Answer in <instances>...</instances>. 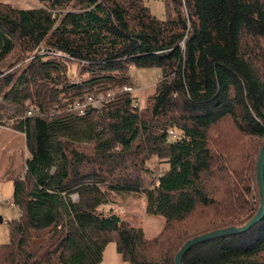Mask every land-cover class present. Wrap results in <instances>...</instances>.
<instances>
[{
	"label": "trees",
	"instance_id": "obj_1",
	"mask_svg": "<svg viewBox=\"0 0 264 264\" xmlns=\"http://www.w3.org/2000/svg\"><path fill=\"white\" fill-rule=\"evenodd\" d=\"M156 1L164 20L145 0L0 2V127L11 123L28 152L23 171L6 178L19 216L0 264H99L111 241L125 263L174 264L187 240L241 228L258 211L264 0ZM53 12L63 13L57 25ZM132 67L160 70L143 106L121 93L84 116L64 109L65 99L120 88ZM81 127L89 142L76 139ZM152 157L167 170L147 187ZM110 191L142 195L161 232L148 240L104 210ZM181 264H264V218L198 244Z\"/></svg>",
	"mask_w": 264,
	"mask_h": 264
},
{
	"label": "rangeland",
	"instance_id": "obj_2",
	"mask_svg": "<svg viewBox=\"0 0 264 264\" xmlns=\"http://www.w3.org/2000/svg\"><path fill=\"white\" fill-rule=\"evenodd\" d=\"M0 2L8 4L13 9L30 10L31 8H41L42 5L38 0H0ZM145 5L159 20L165 19V10L163 3L156 0H145ZM63 13L53 12L52 17L56 18V25L59 24ZM39 49V48H38ZM30 58L26 59L28 62ZM18 66L9 68L7 72H13ZM71 74H79L75 66H71ZM69 75V76H70ZM128 81L135 88L133 93L139 101L140 106H143L146 99L154 91L158 80L160 79V70L157 68L141 69L130 68L128 74ZM33 104L28 101L26 105ZM86 132V134H84ZM176 134L177 131L174 130ZM76 139L82 142H89L91 134L88 127H81L80 130L75 131ZM173 135V134H172ZM0 141L7 144L9 149L6 150L4 155L0 157V244H7L9 242V222L17 220L19 216L18 208L12 205V182L6 179L8 173L18 172L24 166L25 157L28 156L26 145H24V137L11 129V123L5 127H0ZM149 172L144 175V185L149 187L155 182V177L151 176L152 173L157 171L161 172L164 165L159 164L156 157L147 163ZM23 171V170H22ZM74 198V196H73ZM109 203L103 207L104 210L112 209L126 219V221L135 228H141L146 239H153L163 229L164 221L160 216H151L147 214L145 206L146 202L143 196L133 195L130 193L120 194L110 191L108 193ZM102 262L99 264H128L123 262L116 251V245L113 241L108 243L101 255Z\"/></svg>",
	"mask_w": 264,
	"mask_h": 264
},
{
	"label": "built area",
	"instance_id": "obj_3",
	"mask_svg": "<svg viewBox=\"0 0 264 264\" xmlns=\"http://www.w3.org/2000/svg\"><path fill=\"white\" fill-rule=\"evenodd\" d=\"M54 53H55V56L61 57V54H59L58 52H54ZM77 80H78V74H72L68 78V81L71 84H76ZM135 90L136 88L133 85H131L130 83H126L120 86V88L107 91L105 94H95V92L92 91V92L85 94L82 98L74 100V101H69L65 99L66 103H65L64 109L69 111L71 114L77 117L84 116L86 115L88 111L92 109L93 110L101 109L107 102L115 99L117 95L121 93H129L133 95ZM136 105H140L138 99L136 103L134 104V106ZM36 112H37L36 107L33 106L32 104H28V107L25 112V116L32 117L34 116ZM169 133L172 134V131H169ZM160 170L161 172L157 171L156 173H153L152 175L154 176V174H157L156 177L154 178L155 181L157 180V178L161 176L163 172L166 171V169H163V168H161ZM10 203L14 205L12 201Z\"/></svg>",
	"mask_w": 264,
	"mask_h": 264
},
{
	"label": "water",
	"instance_id": "obj_4",
	"mask_svg": "<svg viewBox=\"0 0 264 264\" xmlns=\"http://www.w3.org/2000/svg\"><path fill=\"white\" fill-rule=\"evenodd\" d=\"M41 48L37 49L39 52ZM259 157L256 161V181L258 184V194L260 195V205L257 209L255 216L244 224L241 228L228 227L227 229L215 230L209 233L199 235L198 237L187 240L175 254L174 264H181L184 254L191 248L198 246V244L210 242L216 238H225L229 235L241 234L248 229L256 226V223L260 222L264 218V143L260 149Z\"/></svg>",
	"mask_w": 264,
	"mask_h": 264
},
{
	"label": "crops",
	"instance_id": "obj_5",
	"mask_svg": "<svg viewBox=\"0 0 264 264\" xmlns=\"http://www.w3.org/2000/svg\"><path fill=\"white\" fill-rule=\"evenodd\" d=\"M127 83H129V81L127 82ZM131 84V83H130ZM132 85V84H131ZM9 149V147H8V145L7 144H3L1 141H0V157H2L5 153V151L6 150H8ZM28 153V152H27ZM3 154V155H2ZM28 158V156L27 157H25V160ZM163 169H165V168H163ZM167 170V169H166Z\"/></svg>",
	"mask_w": 264,
	"mask_h": 264
}]
</instances>
